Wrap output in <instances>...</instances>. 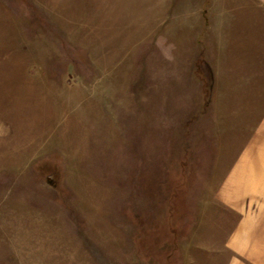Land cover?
<instances>
[{"label":"rangeland","instance_id":"374dc122","mask_svg":"<svg viewBox=\"0 0 264 264\" xmlns=\"http://www.w3.org/2000/svg\"><path fill=\"white\" fill-rule=\"evenodd\" d=\"M214 1L0 0V264H264V25Z\"/></svg>","mask_w":264,"mask_h":264},{"label":"crops","instance_id":"0c3cea01","mask_svg":"<svg viewBox=\"0 0 264 264\" xmlns=\"http://www.w3.org/2000/svg\"><path fill=\"white\" fill-rule=\"evenodd\" d=\"M213 1V0H212ZM212 12L220 8L222 12L221 22L223 24L222 29L228 28V37L232 36L234 38V30L243 29L238 21L239 13L245 17L255 16L257 18V30L259 31V26L264 25V0H215L212 4L210 3ZM252 19V18H251ZM253 20V19H252ZM220 21V19H219ZM245 24L246 28L252 24L249 22ZM210 25V22H208ZM264 28V27H263ZM245 30V29H244ZM250 31L246 32L248 36ZM260 36H264V29L260 31ZM264 38V37H263Z\"/></svg>","mask_w":264,"mask_h":264}]
</instances>
